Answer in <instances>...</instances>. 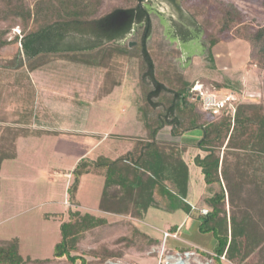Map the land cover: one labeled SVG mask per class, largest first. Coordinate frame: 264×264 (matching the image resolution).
<instances>
[{"label":"trees","instance_id":"16d2710c","mask_svg":"<svg viewBox=\"0 0 264 264\" xmlns=\"http://www.w3.org/2000/svg\"><path fill=\"white\" fill-rule=\"evenodd\" d=\"M159 1L183 18L178 0ZM180 2L192 16L187 17L186 28L198 31L207 47L201 63L213 62L211 49L218 43L240 40L249 45L247 64L260 78L257 100L242 99L238 82L204 77L190 81L183 76L176 60L179 52L165 40L145 0H116L109 10L105 0H0V49L19 47L14 66H0V169L4 161L17 158L21 138L39 137L47 119L56 121L55 112L52 117L49 111L53 102L71 106L63 109L66 112L57 122L78 118L72 113L75 97L68 101L67 96L51 95L45 99L51 104L43 102L30 77L35 71L58 74L64 68L72 72L83 66L109 80L136 61L141 96L136 120L142 132L129 137L132 144L116 157L83 158L71 172L70 200H75L84 175L100 177L103 186L97 209L118 219L110 222L105 216L76 209L69 211L66 221L56 214L61 220L60 241L52 258H23L18 238L0 239V264H76L78 260L87 264L89 258L95 264H136L125 257L156 256L158 251L152 249L162 245V257L199 251L202 261L210 264H222V258L226 264H264V24H253L243 10L225 0ZM177 24V35L186 39L187 29ZM15 28L18 33L10 37ZM52 57L66 60L65 64L51 65ZM18 70L25 74H9ZM197 84L202 91L225 92L236 100L216 112L205 110L194 90ZM25 85L33 96L23 101L21 110L6 115L5 104H18L16 94ZM165 128L170 140L159 138ZM192 131L201 133L192 162L201 171L207 214L188 203L191 176L185 155L189 147L175 142ZM158 191L165 199L175 198L177 204L162 206ZM150 209H180L188 216L183 226L168 229L178 239L166 238L163 243L138 227L136 222H144ZM106 229L119 230L110 246L99 244L83 256L78 254L84 239ZM203 238H208L210 246L203 245ZM169 239L173 242L168 244ZM256 256L261 260L253 263Z\"/></svg>","mask_w":264,"mask_h":264},{"label":"rangeland","instance_id":"374dc122","mask_svg":"<svg viewBox=\"0 0 264 264\" xmlns=\"http://www.w3.org/2000/svg\"><path fill=\"white\" fill-rule=\"evenodd\" d=\"M116 0H105L107 10L115 4ZM224 1V0H223ZM234 3L241 10H243L253 24H264V0H225ZM184 15L180 19L179 14L164 2L159 0H145V5L149 9L150 15H153V20L160 24L161 30L166 32L171 37V31L175 30V23L187 24V17H192L191 14L182 6L178 0ZM160 14L155 16L154 14ZM249 21V22H250ZM192 28V27H190ZM193 29V28H192ZM18 28L12 30L10 37L18 33ZM204 45L202 35L201 38L194 40L192 48L194 53H200L201 45ZM18 45L13 44L0 49V66L1 68H12L13 60L18 52ZM190 50V49H189ZM215 61L205 65L200 62V59L195 61L192 69L182 71V75L188 80L193 81L203 74H212L213 80H222L237 83L242 88V99H258L261 95L260 78L255 73L254 68L247 64L249 59V45L240 40H233L229 42H221L216 44L211 49ZM205 59V58H204ZM66 60L58 57L51 58V65L58 63L65 64ZM78 65L74 64V67ZM78 70L70 71L69 68L62 69V74H79L73 83L75 88L80 90L77 94H68V101L73 97L77 104H73L76 108L73 110L74 115H78L77 120L69 123L56 122L53 119H47L43 135L39 138L31 140H22L18 144L19 157L17 160H9L2 163L0 170V239L9 240L11 238H18L19 240V254L23 258L32 259H47L52 258L54 246L60 241V218L55 217L56 214L65 217L68 216L69 211L75 208L71 205V200L67 192V187L72 182V177L65 178L62 173L70 171L71 164L67 159H60L55 155L54 148L58 131L70 129L73 131H85L88 134L95 133L88 141L95 143V150L90 156L96 159L103 155L108 158H113L116 151H123L129 148L132 144L130 138L137 137L141 132V125L136 120V110L140 102V90L138 86V66L136 61H132L121 72V74H114V77L109 80L94 76L87 78L80 74H96L95 70L80 66ZM53 69V68H52ZM68 70V71H67ZM56 71V69H53ZM57 72V71H56ZM9 74H25L22 71L12 72ZM33 74H56L55 72L43 73L35 71ZM234 74L233 78H230ZM236 74V75H235ZM247 74L245 77L244 75ZM204 76V75H203ZM45 80V79H44ZM48 81V80H46ZM51 84L55 83L60 86L63 81L59 78L49 80ZM85 82L78 86V83ZM98 83V84H96ZM88 85V86H86ZM21 90V89H20ZM194 90L202 91V86L194 87ZM54 94L60 96V92L52 89ZM207 94V91H202ZM225 93V92H221ZM228 93H226L227 96ZM20 97V101L15 105L5 104V112L13 109L21 110L23 101L33 96V91L29 89L28 85L16 94ZM232 94H228L231 97ZM233 98L236 99L234 95ZM95 97V98H94ZM41 99L45 103L52 102L45 101L49 98L47 95L41 94ZM59 100V99H57ZM53 101V98H52ZM42 102V103H43ZM53 102L51 109L52 114L55 112L56 120L65 112L61 109L70 106L68 103ZM7 103V102H6ZM41 115V114H40ZM12 118L7 117V120ZM54 118V119H55ZM64 124V125H63ZM22 126V125H21ZM30 130V126H27ZM33 130V126H31ZM65 127V128H63ZM81 137L82 135H78ZM90 136V135H88ZM87 136V137H88ZM200 131H192L186 133L183 137L175 139V142L186 144L189 147L185 155V160L188 163L189 172L191 176V193L188 197V203L196 209H201L208 212L209 207L204 202V182L200 169L192 162L194 156L197 154L195 147L196 141L200 138ZM130 137V138H129ZM84 138V136H82ZM103 138L104 142H100ZM161 140H170L168 128H165L160 134ZM93 140V141H92ZM101 145V146H100ZM68 184V185H67ZM102 186V178L95 176H85L80 185L76 195L79 202L78 210L82 213H91L99 215L96 212L99 193ZM157 200L162 206H169L173 208L177 204L175 198L165 199L160 192L156 193ZM156 210L150 209L146 220L136 224L138 227L154 236L162 234L161 231L168 232V229L177 225L180 226L186 219V214L180 209ZM68 218V217H67ZM106 218L110 222H114L117 218L107 215ZM66 219V218H65ZM67 220V219H66ZM63 218V221H66ZM184 225V223H183ZM182 225V226H183ZM181 227V226H180ZM119 231V230H118ZM112 229L104 230L95 236H90L84 239L80 244L78 254L85 255L92 249H95L99 244L111 245V242L116 239L118 232ZM123 232V230H122ZM162 237V235H160ZM177 239L179 238L176 234ZM173 242V240H172ZM169 239V243H172ZM203 245L210 246L208 238H203ZM210 248V247H209ZM84 253V254H83ZM197 255L203 256L201 252H196ZM164 257V256H163ZM181 258L182 261L178 260ZM191 254L178 256H165L164 262L169 264H177L179 261L182 264H197L196 259ZM126 260H133L136 264H164L161 261L159 253L156 256H140L127 255ZM187 259H189L187 261ZM88 260V259H85ZM261 260L259 257L253 258L252 262ZM224 261V260H223ZM60 264H66L59 261ZM65 262V261H63ZM95 261L89 258V263L95 264ZM201 264H209L208 260L200 262ZM76 264H80L79 260ZM105 264H123L116 261H108ZM181 264V263H180Z\"/></svg>","mask_w":264,"mask_h":264},{"label":"crops","instance_id":"0c3cea01","mask_svg":"<svg viewBox=\"0 0 264 264\" xmlns=\"http://www.w3.org/2000/svg\"><path fill=\"white\" fill-rule=\"evenodd\" d=\"M148 11H149V9H148ZM149 14H151V13L149 12ZM154 15L155 16H160V14H156V13ZM174 24H175V22H174ZM177 25L179 27V24H177ZM183 27L186 28V24L183 25ZM186 29H187L186 30L187 31V37L184 40L181 39L177 35L178 32H177L176 29L174 31L173 30L171 31L172 32L171 33L172 34L171 37H169V35H167L166 32H163V35L165 37V40L168 43H170L171 45H174L175 48L179 52V56H178V58L176 60H177V63H178V67L180 68L181 71L192 69L193 66L195 65V61L197 59H201V58L207 57V47L205 45L202 44L201 47L199 48L200 49V53L198 51H197V53H194V49L192 48V44H193L194 40H196L197 38H201V34L198 31L190 28V26H188V25H187V28ZM212 58H213V61H215V57L213 55H212ZM206 63H208V62H206ZM78 75L79 74H62V76H60L59 74H30V77L33 80L34 86L36 88L37 93H39V95L44 94V95H47L48 97H50L51 95H53L55 97H66V96H68V94H71L72 95V94H77L80 90L83 91V89H81V87H79V90H77V88H75L76 84L73 83V81L76 78H78L77 77ZM80 75H82L84 78L85 77L87 78V76L88 77L90 76L91 78H93L94 76L97 77L100 74H98V75L97 74H80ZM203 75L202 76L200 75V77H204V78H207V79H210V80L213 79L211 77V76H213L212 74H203ZM230 75H231L230 78L235 77V76H233L234 74H230ZM244 76L246 77L247 74H245ZM200 77H198L197 79H199ZM54 78H56V79L59 78L61 81H63V83L62 84H59L60 86H58V87L56 86L55 83L54 84L53 83L51 84V82H49V80L52 81V79H54ZM101 78H102L101 76H98V79H101ZM46 80H48V81H46ZM82 84L85 85V82H83V83L81 82L80 84L78 83V86L79 85L81 86ZM96 84H98V83H96ZM86 86H88V85H86ZM196 86H199V84H197ZM52 89L53 90H56V92L57 91L60 92V96L57 93L54 94L52 92ZM61 109L62 110L63 109L64 110L65 109L66 110H70L71 109V106H68V107L65 106L64 108L62 106ZM68 119H70V118L65 117L64 118L65 122H60L59 124L61 125V123L66 124V123H69V122H73L72 120L67 121ZM59 120H62V119H59ZM53 122L56 123L57 120L56 121H53ZM45 126H47V125H45ZM44 128H42V130H45ZM63 128H65V127H63ZM78 135H82V136H84V138H82V136L79 137ZM88 135H90V136H88ZM95 135H97V134H95V133L88 134V132H85V131H79V132H77V131H73V129L72 130L67 129V130H63V131H60V132L58 131V134H57V137H56L57 138L56 139V143H55V146H53L54 153L60 159L61 158L62 159H67V161L71 164L70 171H65V173H62L63 174V177L67 178V176L70 175L69 178L71 179V177H72V175H71L72 173L71 172H72L73 168L75 167V165L81 159H83V158H89L91 160H94L90 156L93 154V151L96 149L95 148V143H92V142H89L88 143V141L92 138V136H95ZM39 137H33V138H39ZM33 138H26V139L21 138L18 141V144H20L21 143L20 141H22V140H28V139L31 140ZM100 142H104L105 143V141L103 140V138L100 139ZM18 144H17V158L14 159V160H17L18 157H19ZM121 152L122 151H120V152L119 151H116L115 157L117 155H119ZM1 167H2V165H1ZM85 176H89V175H84L81 178L80 183H81L82 179ZM91 176H93V175H91ZM95 177H97V176H95ZM97 178H100V177H97ZM80 183H79V185H80ZM102 186H103V180H102ZM102 186H101V190H100V193H99V198H100V195H101ZM76 195H77V193H76ZM99 198H98V202H99ZM69 205H71L76 210H78L79 202L77 201L76 196H75V200L73 202H71V204H68V206ZM97 206H98V203H97ZM97 206H96V208H97ZM96 212H98V214L100 216H105V217L107 216V214H104V213L98 211V209H96ZM109 216H112V215H109ZM67 217L68 216L63 217L64 220H66ZM112 217L117 218L116 216H112ZM187 219H188V216L186 215V219L184 220L183 223H186ZM183 223L180 226H182ZM161 232H162V234H160V235H162V237L160 235L159 236H156V237L162 238L163 243H165L166 240L163 239V232L164 231H161ZM156 250L158 251V253L160 255L161 261L164 262V257H162V253H163V250H164V245H162L160 248H153L152 249V251H156ZM174 254H176L178 256H182L183 255V254H180L178 252H175ZM188 254H191L194 257L192 259H196V263L197 264H201L200 262L202 261V259H201V257L199 255H197L196 253H193V252H190ZM188 260L189 259H187V261ZM223 260L224 259H221L222 264L225 263V261H223ZM164 264H169V263L168 262L167 263L164 262ZM188 264H191V263H188ZM209 264H210V261H209Z\"/></svg>","mask_w":264,"mask_h":264},{"label":"built area","instance_id":"2783aa9c","mask_svg":"<svg viewBox=\"0 0 264 264\" xmlns=\"http://www.w3.org/2000/svg\"><path fill=\"white\" fill-rule=\"evenodd\" d=\"M197 92V94L200 95V97L202 98L203 101V106L205 110H209V111H218L223 105L230 103L232 104L233 102H235V98H233V96L231 95L226 96V93H221V92H215V93H208L207 94H203L204 92L202 91H198L195 90ZM70 176V175H69ZM69 176H67L69 178ZM201 212L203 214H207V212L201 210ZM166 238H177L176 235H172L168 232L163 233V239ZM188 253H186L185 255H187ZM223 259V258H222ZM178 260L182 261L181 258H178ZM178 262L177 264H180L182 262Z\"/></svg>","mask_w":264,"mask_h":264},{"label":"water","instance_id":"95a60500","mask_svg":"<svg viewBox=\"0 0 264 264\" xmlns=\"http://www.w3.org/2000/svg\"><path fill=\"white\" fill-rule=\"evenodd\" d=\"M132 45V43L130 44V46Z\"/></svg>","mask_w":264,"mask_h":264}]
</instances>
